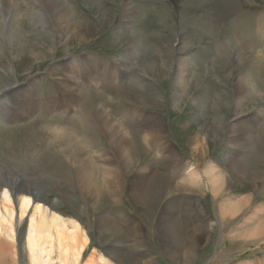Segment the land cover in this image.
<instances>
[{"label": "rangeland", "instance_id": "obj_1", "mask_svg": "<svg viewBox=\"0 0 264 264\" xmlns=\"http://www.w3.org/2000/svg\"><path fill=\"white\" fill-rule=\"evenodd\" d=\"M136 51L141 54L131 57ZM92 60L98 70L113 71L116 80L93 85L82 69ZM242 73L258 86L241 90ZM10 92L17 98H10ZM24 95L34 97V104L53 98L64 105L74 96L80 101L71 118L81 107L88 111L97 130L94 142L74 157L68 150L57 156L69 177L34 163L12 164L4 153L8 145H24L33 127L54 121L43 109L21 120L26 116L17 99L23 101ZM99 103L104 116L106 111L115 119L127 114V128L121 131L129 138L132 160L119 154L108 131L112 126L97 114ZM10 116L20 120L16 129ZM149 117L159 120L154 126L158 142L154 127L145 125L139 136L134 129L141 120L153 122ZM108 120L118 124L110 116ZM261 122L264 0H0V192L7 190L15 211L12 264H29L25 232L32 210L19 219V185L31 201L80 225L88 242L79 264L91 254L103 264H264V237H244L264 220V133L253 138L262 143L254 156L244 139L236 142L244 137V127ZM63 144L55 143L53 149L60 151ZM163 146L171 152H157ZM234 154L246 158L243 169H226ZM99 155L112 163L107 176L74 171L80 161ZM178 163H189L200 176L208 165H217L222 190L215 191L201 176L202 183L183 185L188 186L184 195L183 183L170 175ZM148 165L157 172L151 181H158L152 184L158 183L151 201L145 198L149 195L143 197L142 185L153 172L142 178L141 197L130 186ZM88 174L94 184L85 181ZM203 184L209 190L200 192ZM192 196L199 197L200 207ZM231 197L246 203L233 216H223L218 205ZM256 206L263 208L258 220L237 229Z\"/></svg>", "mask_w": 264, "mask_h": 264}, {"label": "bare ground", "instance_id": "obj_2", "mask_svg": "<svg viewBox=\"0 0 264 264\" xmlns=\"http://www.w3.org/2000/svg\"><path fill=\"white\" fill-rule=\"evenodd\" d=\"M149 41H150L149 39H146L145 42L148 43L147 45L151 44V43L149 44ZM139 54H141V52L138 53V51H136V52H133L130 56L134 58V57H136V55H139ZM182 65L184 66V64H182ZM82 69L86 75V79L87 80L89 79L91 82L94 81L93 85H95V86H98L100 83H102V84L112 83V80H114V81L116 80L115 76L112 77V75L115 74L113 71H111V70L109 71L107 68H104V67L101 70H98V68L96 67V63L93 60H92V62L88 63L87 65H85V66L83 65ZM100 71H102V77L99 76ZM243 74L245 75V73H242L239 75L240 83L243 84V85L242 84L240 85V86H242V87H240L241 90L242 89L245 90L247 88L249 89L250 87L254 88L255 86H258L257 84L254 85L253 83H251V80L249 79V77H243ZM183 75L184 74L179 73V81L181 84H183V83L185 84V77ZM110 77H112V78H110ZM95 89H96V87H95ZM48 95H49V93H47V96ZM9 96H10V98H13L16 96V94H14V92H10ZM24 96H25V99L23 100L24 102L19 100V98L17 99V101H19L20 105L22 103V106H21V109L23 110V111H21L22 116L23 115L26 116L25 118H21V120H24V119L26 120L30 115V111L32 113V110H34V109H38V110L43 109L44 114L46 116L52 115L53 118L51 120L54 119V121L47 126H35L34 125L35 127H33V129L31 130V133H29V136L25 139L24 145L17 143L19 145V146H17L18 148H16V146L8 145L7 147H5L6 150L4 151V153L10 157V163H12V164H20L21 166H26V165H29L30 163H34L32 165H35V166L41 165L40 168H42V169L47 170L49 168L48 172H51L52 174L53 173L59 174L58 176H62L63 178L65 176L69 177L68 172L65 171V169L63 168V166L61 164L62 162L60 163L57 156L63 150H68V151H70L69 154L73 155V157H74L77 152H80L82 150L83 151L88 150L90 147V144L94 142L93 139H95V137H96L97 130H96L95 125L91 122V118L88 114V111H86V108L81 107L80 109H78V112L74 113V115L71 118V111H73V109H76V106L80 101L78 97H74V96L69 97L67 99L65 105L63 104V102L54 101L53 98L51 100H48V103H41V104L36 103V104H34V103H31L32 102L31 99H33L34 97L28 98V96H26V95H24ZM15 98H17V97H15ZM104 99H106V98L103 97L102 100H104ZM16 104H18V103H16ZM71 104H72V106H74V107H72V110H71ZM101 108L103 109V103H99L97 105V107H96V109L98 111L97 114H99L103 118V122L107 126H112V131H111V128L108 131L110 132L111 140H113V141L115 140V142H118L117 148H119V152H120L119 154H121V156L123 158L126 156L127 157L130 156V158L128 157V160H132L133 156H131V155L133 154V149L131 148V145L129 146V138L126 137L125 132L121 131V128L122 129L127 128L126 122L124 120L127 117L126 116L127 114L123 117H120L119 119H115V117H113L112 114H109V111H106V113L104 112L106 116H104L102 113H100L99 111L101 110ZM109 116L112 119L116 120V122L118 124L114 123L113 124L114 126L111 125L110 124L111 122H109V120H108ZM63 117H66V120H64V122H67L69 125H71L74 128L72 131H70L69 128H66L63 126L64 122L58 121V123H55V122H57V120H61V118H63ZM42 118L45 119L48 117H42ZM74 118H79L76 123H73ZM150 119L153 122H147V120H141V119H140L141 120L140 122H136V123H138V124H136L137 125L136 127L138 129H136V128H134V129H135V131H137L138 136H139V134H138L139 130L143 129V127L146 128L145 125L148 124L149 127H151V128H153L154 126L156 127V125H159L158 119H152V118H150ZM7 120L8 121H10V120L14 121V123H15V125L13 127L14 129H16V126H18L16 124L20 121L17 116H10ZM34 121L35 120H32L30 122H34ZM30 122H27V123H28V126L31 128L32 124ZM67 123H65L66 126H68ZM249 123H247V124H249ZM255 124H253L252 128L251 127L250 128L249 127L243 128V127H240L238 124V126L241 128L240 130H242V128H243V131H244L243 136L244 137L241 139H236V142L237 141H243V139H244L248 145V148H250L249 152L252 153L253 156L255 155L256 149L259 147V145L262 144L261 142H259L257 140L253 141V138H257V136L260 137V135L264 133V122L263 123L261 122L258 125L257 124L255 125ZM235 128H236V126H235ZM44 129H46V130H44ZM46 131L52 134L51 139L44 136V133ZM154 131H155L154 139L155 140L159 139V140H156L158 142V141H160L161 136L159 137V135H156L159 133L158 130H156V128L154 129ZM152 132H153V130H152ZM148 136L150 137V134ZM131 139H133V138L131 137ZM55 143L57 145L59 143H64L63 144L64 147L61 148L60 151H55L53 149V145ZM156 143H155V145H156ZM124 146H126V147H124ZM170 150H171L170 146H163V148L157 152H163L164 153L166 151L169 152ZM251 150H252V152H251ZM69 158H70V156H69ZM96 158L97 159H94L91 156L90 159L80 161V163L76 165V167H75L76 170H74V171H81L82 169H85V170H88V172L89 171L90 172L97 171V172H100L101 174H103V176H107L108 172L110 170L109 169L110 165L112 164L111 161L108 160L105 157V155H99ZM231 158L232 159H230V158L228 159L229 165L226 167V169H230V168H236V169L238 168L239 170L243 169L242 166L246 163V161H245L246 158L241 159L242 157L237 156L235 154ZM75 162H77V160ZM3 169L4 168L0 165V176L4 172ZM55 169H57L56 172H55ZM61 169H62V172L60 173L59 170H61ZM152 172L153 171H152L151 166L148 165V166L144 167L141 171H139L138 180L134 181L132 179L130 186L133 187L136 194L139 192L138 197H141V184L143 183V182H141L142 178H147ZM170 173H171L170 175H172V177L174 176L172 179L177 180L180 183H183L182 185L202 183V179L200 177L203 176V178L206 179V182L209 183L210 186L213 189H215V191L217 190L220 192L222 190L221 189L222 181H223L222 171L219 170L218 166L215 164L208 165V167L202 173H200L201 176L199 175L197 170H195L194 168H192V166L185 164V163H178L177 165H175L174 167L171 168ZM81 176H83V175H81ZM88 176H91V175L88 174L86 177L87 180H85V181L87 183L92 182L91 178ZM156 177H157V172L155 170V172L152 173L150 179L148 180V182L149 181L150 182L148 184L142 185L143 194H144L143 197H145L146 195H149L145 198H147L150 201L153 200V198L157 195L156 185H158V183L156 185H152V184H155L158 181H156V180L151 181ZM65 180H67V179H65ZM67 183H69V182H67ZM17 188L18 189L20 188L18 191H16L18 196H19L18 198L16 197L18 199L17 203L19 202V219H22L24 216H26L29 209L32 210L31 214L28 217V225H27L26 232H25V246H26V252L28 255L29 264H79L82 252L84 251V249L87 245V242H88V238L85 235L84 231L81 229L80 225L77 222L72 223V221H68L66 219H63L58 214L51 212L46 206L42 205L41 203H35L34 201H31L30 197L23 195L26 193H24V191L21 190L22 189L21 185H19ZM152 195H153V197H152ZM231 198H233V199H230V198L223 199L220 202V204L218 205L219 210L223 216H226L229 214L233 216L234 214H236L238 209L241 208V206L246 203L242 199H239L236 197H231ZM170 205H171V203H170ZM262 207L264 208V206H262ZM262 207L256 206L255 211L252 212V214L250 216L248 215L247 219L243 223H239L237 229L241 230L244 227L247 228L249 225L254 224L255 220L256 221L258 220L257 219V217H258L257 212L258 211L263 212ZM189 212H190V210H189ZM14 216H15V211L13 208V203L11 201L9 193L7 192L6 189H4L2 191V193L0 192V264H9V263L12 264V263L16 262V260L14 259V254H13L14 252L12 253V249L14 246L13 242H12V241H14V231H13ZM157 227H158V225H157ZM165 227H167V226H165ZM237 234L240 235V233H237ZM2 237H4V238H2ZM244 237L246 238V240H248L249 238H252V237H255V238L264 237V220L261 222V225H258V227H255V230H253L249 235L245 234ZM244 237L241 239H245ZM235 238H237V237H235ZM261 242H262V240H261ZM98 260L99 259L97 257H94L91 254V256H89L83 264H103L104 261L102 263H100L99 262L100 260L99 261ZM104 264H108V261H106ZM241 264H254V263L252 261H248L246 263H241ZM261 264H263V263H261Z\"/></svg>", "mask_w": 264, "mask_h": 264}, {"label": "crops", "instance_id": "obj_3", "mask_svg": "<svg viewBox=\"0 0 264 264\" xmlns=\"http://www.w3.org/2000/svg\"><path fill=\"white\" fill-rule=\"evenodd\" d=\"M175 156H173V157H170V159L172 160L173 158H174ZM168 159V158H167ZM171 163V162H170ZM177 163V162H176ZM171 164H174V163H171ZM189 164V163H188ZM168 179V178H167ZM171 180V179H170ZM181 186H183V185H181ZM185 187H188V186H183V191L184 192H182L183 194L184 193H186V190H185ZM202 188H201V190H199L200 192H203V188H206V190H209V187L206 185V184H203V186H201ZM191 188L192 189H194V190H198V188H200V187H192L191 186ZM163 189V188H162ZM205 192V191H204ZM185 195V194H184ZM186 196H188V197H186L187 199L189 198V195H186ZM193 198H195L196 199V201L199 203V205H198V207H200V204H201V202L199 201V197H197V196H192ZM201 199V198H200ZM202 215H204V217H205V214H202Z\"/></svg>", "mask_w": 264, "mask_h": 264}]
</instances>
